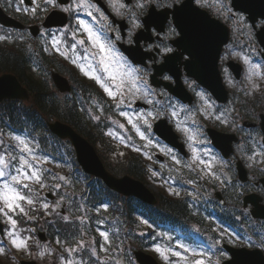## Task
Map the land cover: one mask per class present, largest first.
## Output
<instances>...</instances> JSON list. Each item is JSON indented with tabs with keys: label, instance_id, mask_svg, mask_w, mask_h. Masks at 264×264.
I'll return each mask as SVG.
<instances>
[{
	"label": "rangeland",
	"instance_id": "1",
	"mask_svg": "<svg viewBox=\"0 0 264 264\" xmlns=\"http://www.w3.org/2000/svg\"><path fill=\"white\" fill-rule=\"evenodd\" d=\"M30 1L32 5L26 6L23 4V0H0V6L5 9L8 14L13 17L15 16L16 19L36 25L43 21L47 13L53 8V1ZM75 1L76 0H72L69 7L65 9L69 15H72L77 8L85 9V6H77ZM229 3L230 0L196 1V4L200 8L208 11L212 17L218 19L231 29V40L233 42L230 43L231 45L226 49V52L224 50L225 55L223 53L222 59L219 62L221 77L224 79L226 88L231 92L230 102L227 107L229 106L230 108L231 105L234 109L244 105L247 101L244 107L258 104L264 110L263 95H259L257 92L260 89L259 83L262 77L259 76V74L262 67H258L259 65L254 55L256 51L254 45V32H252L244 16L238 14L234 19H230L229 14L232 13V11L230 10ZM34 9L35 11H33ZM78 22L79 28L76 29L75 25L73 26V33L76 36L80 33L81 28H83L80 25V21ZM257 26L260 27L261 22L258 23ZM0 37H2V39H0V49L17 50L23 53V55L27 54L29 58L28 72H25L23 75L26 77L31 75L32 78L30 80L31 83L34 82V86L45 87L44 95L47 97L45 104L49 107L52 106L55 109L62 110L64 108V100L67 97L66 95L61 96L57 92L53 95L50 86L51 88L53 87L49 81V83H47V77L49 78V76H47L48 74L46 73H49V69L45 68L43 64L48 62L50 58L53 59V63H56L53 68L59 69L62 66L61 64H63L64 69L61 68L60 72L65 75L67 73L71 76L79 74V77H84L86 80L89 79V81L95 82L91 76H85L84 72L81 71V67H83L85 71H88L90 68L94 70L87 60V54L90 53V48H86L89 52L85 56L80 55L74 47L70 49L66 46L61 32L58 34H50L49 32L47 33V31H43L40 38H37L35 42H30V36H28L26 31L11 32L0 27ZM239 44L244 47L243 51L236 49L235 46ZM61 53H64V55H61ZM31 54H35V58L37 59H34ZM38 54H40L39 59L41 63H36ZM229 58L245 67L243 78L239 82L235 81L224 66L225 59ZM110 71L117 73V79L115 81L110 80L107 73L106 78L102 79V81L108 84L112 90L117 93L115 98L108 96L103 88H101L98 83L96 84L101 93L110 101L122 103L125 97L128 103H132L133 101L141 100L144 94L147 99L149 98V94L146 93L147 91L144 90L145 92H143L142 88H139L134 82V78H129L125 68L123 70L117 60L113 59ZM17 72H20V70ZM94 74L96 75L95 71ZM121 76H123V82L121 88L117 89L116 84L121 83ZM184 84L190 92L194 90L196 110L190 113L188 112L185 115L180 112V107L176 103H173L169 111L166 109L161 110V115L158 116L164 117L165 114H169L173 118L172 125H174L175 132L183 141L187 158L189 157L187 163H183L181 160L182 158H180L178 156L179 154L173 149L163 146L152 137V122H150L149 119H151L154 114L146 115L145 113L142 114L132 109L128 110L129 113L125 111L122 112V107L115 108V106L111 110L109 109L110 111L107 112V114H104L102 109L98 110L97 107L89 106L83 112V116L90 127L95 129L93 134V139H95L94 147L108 169H111L116 174H123L126 168L125 165L128 162L127 159L133 155L144 160L146 165L157 167L156 170H159L158 172L147 168L148 172H143L141 174L143 176V181L146 182L147 186L154 193H159L173 200L180 198V200H183V202L191 207V212L194 214V217L184 223L187 225L185 228L198 233H204V231L207 230L208 232L204 236L205 239L209 241L208 248L202 250L203 246L199 247L196 243L186 240L177 231H170L171 229L163 232L158 231L155 235H151L152 233L148 230V224L142 222L137 217L132 220H127L132 225L136 224L131 231L136 233L138 237L135 239H127L125 235L121 236V231L117 228L113 220L115 218L111 217V212L114 209L113 206L110 207L112 209L100 207L99 209L92 210L85 207L81 202V200H83L82 192L84 185L81 180L78 179L81 177V174H79L78 171H74L73 167L70 166V164L73 163L67 159L69 156L67 150L70 151L69 146L64 143V150L60 148L61 153L58 156L60 158L59 160L52 161L43 155H39V153L36 152L39 147L36 146V142L32 138L28 140L26 136L15 134L5 128L6 123L2 120L3 116L1 115L3 113L1 107H4L2 105L0 106V158H3L4 164L7 166L0 165V168H2L5 173L3 177H0V188L3 187L6 181L10 182L28 199H31L33 203L28 204L27 200L21 201V206L25 209L24 213H21L18 209L15 212L8 213L9 216L16 220L14 229L8 221V217L0 212V221L4 224V235L7 244L4 245L3 242H0V247L4 248V251L0 253V262L3 264H18L16 261L11 260L12 256V258H19L21 260L33 259L36 260L37 264H68L69 261H71V264H85L82 258H77L76 256L77 251L80 250L82 246L88 248L92 252L91 254L95 256H97L98 253L103 255L112 253L110 252V248L112 247L110 244L117 242V240L119 243L124 242L123 245L126 246L128 254L130 250H135L137 246L139 249L153 256L160 264H184L185 259L189 261L192 259H201L205 264H219L221 261L228 258L223 252L217 251V249L221 247L220 245L225 242L235 247L251 248L252 245L249 244L247 239H240L237 235L231 234L228 229L222 228L219 224L212 223L207 217L208 214L203 212L204 207L208 206V204H213L211 200L212 193L223 187L222 170L226 167L219 162L212 150L209 151L208 148L201 147L203 143L206 144V140L199 137L200 127L197 129V125L195 124L196 128L192 129L191 124H188L189 122H195L194 116L198 113L197 116H200L204 123H208L210 126L215 127L213 124L217 121L221 123L222 128L227 129L234 126L240 116L235 114V117H233L236 121L232 122L229 117L223 113L219 116L214 115L211 112L213 108L209 101L206 100L205 96L194 88L191 90L190 86H192V81L185 80ZM46 88H48V94H46ZM68 96L67 98L75 99L80 102L79 97L73 95V93L68 94ZM51 98L54 99L52 100ZM29 105V103H21L18 101L16 104L14 102L7 103L5 112L12 117H18V111H22V107H29ZM263 110L260 109L257 112L264 113ZM121 113H127V115H121ZM109 116H112V119L106 122ZM158 116H156V118ZM244 117L247 116L244 115L242 111L241 118L244 119ZM129 119L132 123H129ZM133 124L136 125L135 128ZM34 126L37 131V136L42 135L43 140L50 142L49 137L45 135L46 130L43 124H34ZM205 127L209 126L205 125L203 129ZM137 128L139 131H137ZM17 138L25 141L27 149L24 148V145L19 143ZM253 140L255 142L257 139L254 138ZM254 142L248 143L255 145L256 143ZM237 149V154L244 157L243 151L241 150L242 148L238 147ZM156 154L160 155L163 161L158 162L153 159ZM261 154V152H258L257 147L253 152V156L248 159L250 164L248 166L250 169L259 161ZM23 161H27L28 163L24 164ZM262 163L264 165V159ZM17 169L29 175L33 171L37 172L40 176V182L37 183L35 180H24V183L28 184L29 188H23L22 185L15 184L11 181V177L19 174ZM200 169L202 171H200ZM71 172L73 173L71 174ZM65 173L68 174V179L62 182L58 178V174ZM198 181L199 183H197ZM176 182L187 185L188 190L183 191V189L176 187ZM248 188L250 189L249 185H246L245 189L247 190ZM225 190V194L228 198L227 200L230 202L226 206V211L233 213L234 222L239 229L242 211H240L241 206L238 200L240 195L238 196L235 194H241L244 191L236 184L226 187ZM45 191H50L55 197V201L49 202V200L44 198ZM207 192H209V194ZM232 192H234V196L231 195ZM195 198H199V201ZM60 201L64 202L62 207L64 208V213H60V211L56 209V206H60ZM45 204L48 206L47 208L44 207ZM119 206L120 205L117 207ZM0 207H3L2 202H0ZM197 211H200L202 214L197 213ZM91 215L99 218L92 227L90 226L94 221H90ZM35 216L39 217V227H42L44 230L47 226L51 227L52 224H56L58 220V225H60V228L68 235L63 237L62 241H59V237L54 236L53 231H50V235L55 237L53 240L50 239V243L46 242L45 244H41L37 242L36 239L32 240L30 235L26 233V230L23 229L21 219L32 221ZM46 218L53 222L47 221ZM104 218H108L112 226L115 227L113 231L108 230L103 220L101 221V219ZM129 226L124 231L127 232ZM11 231H14L20 239L27 241V250H20L12 245L11 238L8 235ZM101 232L107 234V239L100 235ZM92 236L94 237L91 238ZM71 237H73L72 240ZM86 239H91V241L87 242ZM94 239L97 241L96 245L101 244L97 249H94ZM156 248H160L163 255H161V252H157ZM119 249L125 252L123 246H120ZM185 249H187V251H185ZM176 252H179L180 256L174 255ZM41 253H43V255H41ZM69 254H71L72 257ZM129 264L135 263L130 261Z\"/></svg>",
	"mask_w": 264,
	"mask_h": 264
},
{
	"label": "flooded vegetation",
	"instance_id": "2",
	"mask_svg": "<svg viewBox=\"0 0 264 264\" xmlns=\"http://www.w3.org/2000/svg\"><path fill=\"white\" fill-rule=\"evenodd\" d=\"M180 2L181 0H76L75 4L79 7L85 6V9L77 8L73 13L74 25L77 29L79 28L78 21H83L84 24L87 25L95 34L102 35V39L100 38L102 40L101 42L105 43L107 48H109L110 45L115 46L116 49L118 45H132L134 40H136L138 42V52L136 59L134 57L132 58L135 60V64L137 66L134 67L138 71V74H140L142 77L143 81L147 82L148 84L152 75H155V79L158 81H170L173 76L176 75L178 70L181 73V79L185 81L189 80L186 78V71L183 68V63L187 57L182 54V50L175 48L172 44V41L179 37L177 30L172 24V20H167L164 29L158 35L155 29L156 25H154L156 22L155 14L159 12V10L170 9ZM149 11H151V14H153L152 20L146 19ZM148 24L152 25L149 31H142L145 26H148ZM87 36L88 35L84 29L81 28L80 33L76 38L81 55L85 56L90 50V57L95 63V70L97 72L96 75L101 79H105L107 72L102 71L103 66L99 62L100 55L98 54V49L92 47L91 41L88 40ZM79 39L83 40L84 43L81 44V40ZM75 44L77 43H72V45ZM86 48L90 49L86 50ZM169 55H171V57L168 59L172 61H167L164 63V57H168ZM111 56L114 60H117L113 52H111ZM117 61L118 64L121 65V61ZM127 64L130 63L128 62ZM100 70L102 73L99 72ZM126 73L129 75L130 79H133V76L130 72ZM65 76L69 81L73 77L69 73H67ZM80 84L84 87L95 85L97 83L96 81H89V79L86 80L83 77V82H80ZM190 87L191 90L196 88V86L193 84ZM152 91L155 93L157 101H149V104L147 103L148 99L146 97L144 100L145 104L148 105L149 112H151L152 109H155L158 105L163 104V101H165L164 99L167 97L166 91L162 89H153ZM192 92L191 93L194 97V90H192ZM97 98L98 97L96 96L91 98V100L96 103ZM124 102L125 104L128 103L127 98H124ZM213 114L218 116L216 112ZM239 116L241 117V115ZM236 122L237 123L234 126H231L227 129L222 128L221 123H218L217 121L214 122L215 124H213L215 127L211 126L216 130L225 133H236L239 137L238 143L234 145L233 154L231 157L224 158L220 156L217 151L214 152L215 156L218 158L219 162L226 167L224 169L229 173L230 178L235 176L236 171L234 166L236 160L238 159H240L242 164L246 166L249 177H257L258 179L264 178V165L262 163V160L264 159V150H262L261 158H259V161L253 165V168L250 169L248 166L250 165L248 159L253 156L252 150L255 149L257 145H252L250 143H253V139H257L259 134L255 128L254 130L242 129L240 126V121L237 120ZM238 147L242 148L241 150L243 151L244 157L237 154ZM154 159L159 162V159L155 158V156ZM188 159L189 157H186L183 160V163H187ZM150 168L154 171L157 169L156 166L154 167L151 165ZM158 171L159 170H156V172ZM232 179L233 178H231L228 184L234 183L236 181L235 179ZM221 194L224 196V190L221 191ZM57 229L58 227H47L45 230L41 229V231H43V234H45L47 239H52L50 231H56ZM82 248H84V246H82ZM83 253L84 252L82 249L77 251L79 258H84L82 256ZM93 258L96 259L99 264H129V262L132 261V259H130L127 254H123L122 252H114L103 255L98 254L97 256H93ZM85 259H88V257H85Z\"/></svg>",
	"mask_w": 264,
	"mask_h": 264
},
{
	"label": "water",
	"instance_id": "3",
	"mask_svg": "<svg viewBox=\"0 0 264 264\" xmlns=\"http://www.w3.org/2000/svg\"><path fill=\"white\" fill-rule=\"evenodd\" d=\"M232 6L234 10H241L247 14L248 19L252 22L257 18L264 19V0H233ZM181 7V10L175 11V14L178 16L176 24L180 34L183 35L181 45L188 50V55L194 61L187 67L188 70L191 71L188 75L197 80L206 89L210 90L216 100L225 101L226 91L221 85V78H219L216 65L219 51L228 39L227 30L226 28L222 29V26L220 28L217 22L211 21L205 12L203 13L194 8L192 0H185ZM56 17L60 16L52 13L48 17L44 27L48 28L50 26L62 25L65 20L57 21ZM0 23L7 27L22 28L18 21L8 18L1 9ZM30 30L36 35L37 30H35L34 27L30 28ZM257 37L259 43L264 48V27L261 28ZM228 66H230L234 76L239 78L240 67L231 62H229ZM52 80L60 92L69 90V85H67L66 80L62 76L60 77L58 74L52 73ZM175 80L177 81V85L174 89L170 90L179 98L183 100H185V98L188 99L186 91H183L178 77H175ZM17 98L24 100L28 99L27 90L21 86L15 76L7 73L1 75L0 102L6 99ZM49 129L60 139L67 138L71 141L77 154V162L86 173L93 174L98 178L100 177L110 189L112 188L118 193L136 196L144 203H155L152 194L139 182L131 180L127 176L117 179L106 172L102 162H100L96 152L90 144L83 140V138L66 124L54 122L49 125ZM163 136H165L164 138H166L171 145L175 146L174 138L169 139L166 133H164ZM214 143L216 145L219 144L217 139H214ZM245 200H248V198ZM254 200V204L256 205L258 200ZM253 215L255 217H264V210L257 205L253 210ZM228 250L233 259L226 262V264H264V257L256 251ZM136 256L141 264H156L149 256H145L141 253H137Z\"/></svg>",
	"mask_w": 264,
	"mask_h": 264
},
{
	"label": "snow or ice",
	"instance_id": "4",
	"mask_svg": "<svg viewBox=\"0 0 264 264\" xmlns=\"http://www.w3.org/2000/svg\"><path fill=\"white\" fill-rule=\"evenodd\" d=\"M35 11V9L33 10ZM80 25L84 28V31L88 35V40L91 41L92 47L98 49V54L100 55V64L103 66V71L107 72L109 75V79L115 81L117 79V73L110 71L111 65L113 63V57L111 56V50L106 47L104 43L101 42L99 36L95 34L87 25L84 24L83 21H80ZM2 39V37H0ZM81 44L84 43L83 40L80 41ZM61 55H64V53H61ZM81 71L84 72L85 76H91L93 80L96 81L100 85L101 88H103L104 92L107 93L108 96L115 98L116 92L112 90V88L102 81V79L94 74L93 69H89L88 71H85L83 67H81ZM123 82V76H121V83L116 84V88L120 89L121 84ZM121 115H127V113H121ZM129 123H132V121L129 119ZM133 127L135 128L136 125L133 124ZM137 131L139 129L137 128ZM141 136L143 137V134L141 133ZM19 140V143L24 145V148L27 149V145L25 144V141ZM24 164H27V161H23ZM0 165H4L5 167L7 165L4 164L3 158H0ZM18 175H14L11 177V181L14 182L17 185H22L23 188H29V185L24 183V180H35L37 183L40 182V176L37 172L33 171L30 175L26 172L21 171L20 169H17ZM5 175L2 168H0V177H3ZM27 200L28 204H32L33 201L31 199H28L21 191H19L16 187L13 186L10 182H5L3 187L0 188V202H2L3 207H0V212L4 213L5 216L8 217L9 223L12 225V228L14 229L16 226V220L13 219L11 216L8 215L9 212H15L17 209L24 213L25 209L21 206V201ZM45 208L48 206L45 204ZM7 210V211H6ZM9 237L11 238L12 245L20 250H27L28 244L27 241L24 239H20L14 231H11L8 233ZM101 236H103L105 239H107V234L104 232L100 233ZM59 242V241H58ZM4 251V248L0 247V253ZM157 252H161L160 248H156ZM187 251V249H185ZM43 255V253H41ZM161 255L163 253L161 252ZM176 256H180L179 252L174 253ZM68 264H71V261L68 262ZM184 264H205V262L201 259H192L187 260L185 259Z\"/></svg>",
	"mask_w": 264,
	"mask_h": 264
},
{
	"label": "trees",
	"instance_id": "5",
	"mask_svg": "<svg viewBox=\"0 0 264 264\" xmlns=\"http://www.w3.org/2000/svg\"><path fill=\"white\" fill-rule=\"evenodd\" d=\"M15 51H13V54H12V53H9L5 49L4 50L3 49L0 50V72L1 73H3V72L15 73V75L18 76V78L20 79V81H22L21 76L19 75V72H17V71L23 69L24 57H23L22 54L16 53ZM16 69H17V71H16ZM23 84H24V86H26L27 88H29V90L31 92V95H32V99H33V97H34V100H35V97H36L37 100H39L40 98H42V99L45 98V97H43L44 91L40 87H38V86H32L30 84L27 85L25 83H23ZM8 102L9 101H6V103H8ZM11 102H13V101H11ZM11 102H9V103H11ZM37 102H39V101H36V102L34 101V104H38ZM20 112L22 114V112H25V111L22 110ZM2 116L5 117V118H2L3 121H6L7 122V120H9L11 122L18 123L17 118L19 117V113H18V117H12L11 115H8V113H6V112H4L2 114ZM66 118H68L70 120H73V121L79 123V119L76 118V117H74V118L66 117ZM68 119H66V120H68ZM136 168H137V162L132 159L130 161V163H129V170L130 169H136ZM175 206H176V208H178L179 206L182 207V204L181 203H175ZM169 207H171V206L169 205ZM164 208L168 211V208L167 207H164ZM128 213L129 214H132V212L129 209H128Z\"/></svg>",
	"mask_w": 264,
	"mask_h": 264
}]
</instances>
